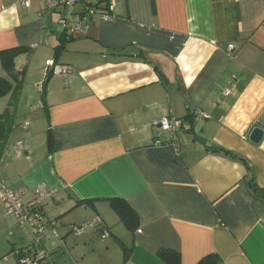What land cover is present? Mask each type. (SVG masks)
Returning a JSON list of instances; mask_svg holds the SVG:
<instances>
[{
	"label": "crops",
	"instance_id": "crops-1",
	"mask_svg": "<svg viewBox=\"0 0 264 264\" xmlns=\"http://www.w3.org/2000/svg\"><path fill=\"white\" fill-rule=\"evenodd\" d=\"M82 12L0 0V79L13 88L0 97V185L24 202L55 191L44 212L61 227L42 264H167L162 249L181 264H264V199L251 187L264 190V139L251 141L264 131V0H115L67 39L63 23ZM11 50L22 52L8 69ZM163 118L190 129L162 132ZM3 212L0 201V264H17L9 254L31 241Z\"/></svg>",
	"mask_w": 264,
	"mask_h": 264
},
{
	"label": "built area",
	"instance_id": "built-area-1",
	"mask_svg": "<svg viewBox=\"0 0 264 264\" xmlns=\"http://www.w3.org/2000/svg\"><path fill=\"white\" fill-rule=\"evenodd\" d=\"M36 0H19L21 5L29 9ZM48 8L73 7L82 5L83 12L73 23H63L62 34L67 39L83 33L89 26L90 19L100 15L102 19H108L109 14L115 9V0H40ZM229 52H234L236 46L229 44ZM46 66L51 69V74L60 78H69L71 72L66 67L54 64L52 61L46 62ZM231 91H226L225 95H230ZM205 119L208 118L203 114ZM159 129L165 133H177L179 130H189L190 126L181 119L163 118L159 124ZM160 142H157L158 145ZM18 150H23L22 144L16 146ZM24 190L11 191L4 185H0V201L4 206V217L13 218L17 225L27 230L31 241V251L19 260V264H42L46 261L47 251L43 247V242L52 237H59L61 224L57 220H47L45 216V206L55 196V191L41 185L34 192V199L30 202L23 201ZM99 221L73 225L71 232L76 236H83L86 232L99 229ZM109 232H103L102 237L107 238Z\"/></svg>",
	"mask_w": 264,
	"mask_h": 264
},
{
	"label": "trees",
	"instance_id": "trees-1",
	"mask_svg": "<svg viewBox=\"0 0 264 264\" xmlns=\"http://www.w3.org/2000/svg\"><path fill=\"white\" fill-rule=\"evenodd\" d=\"M22 52V50H11L7 52L2 53L3 62L5 64V67L10 69L9 63H13V60ZM13 91V88L11 84H9L6 80L0 79V97L10 93ZM17 89L14 90L16 92ZM14 102V101H13ZM15 105V104H13ZM2 117H8V111L2 116ZM251 187L253 188L254 192L261 198L264 199V190L261 189L257 183L256 180L253 178L251 181ZM113 209L115 210L116 214L119 216L121 221L125 223L128 228L135 229L136 225L133 224L134 220H137L136 213L124 202L115 200L112 203ZM103 233V232H102ZM121 247L123 248V251L125 253V261L129 259V253L128 248L125 247L121 243ZM31 246L26 250H14L9 254V256L13 255L16 260L17 264H19V260L25 256L29 251H31ZM158 256L161 260H163L167 264H181V255L179 252L170 250V249H162L158 252ZM197 264H224L222 259L215 254L208 255L207 257L200 260Z\"/></svg>",
	"mask_w": 264,
	"mask_h": 264
},
{
	"label": "water",
	"instance_id": "water-1",
	"mask_svg": "<svg viewBox=\"0 0 264 264\" xmlns=\"http://www.w3.org/2000/svg\"><path fill=\"white\" fill-rule=\"evenodd\" d=\"M263 139L264 131L260 128H256L251 135V141L255 144H260Z\"/></svg>",
	"mask_w": 264,
	"mask_h": 264
},
{
	"label": "rangeland",
	"instance_id": "rangeland-1",
	"mask_svg": "<svg viewBox=\"0 0 264 264\" xmlns=\"http://www.w3.org/2000/svg\"><path fill=\"white\" fill-rule=\"evenodd\" d=\"M5 257H6V256H5ZM4 259H5V258H2V259H1V262H2Z\"/></svg>",
	"mask_w": 264,
	"mask_h": 264
}]
</instances>
